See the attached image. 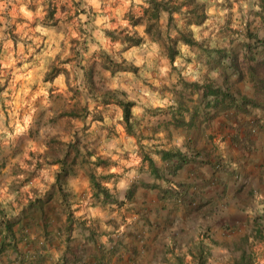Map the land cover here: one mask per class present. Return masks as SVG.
Instances as JSON below:
<instances>
[{"label":"trees","instance_id":"1","mask_svg":"<svg viewBox=\"0 0 264 264\" xmlns=\"http://www.w3.org/2000/svg\"><path fill=\"white\" fill-rule=\"evenodd\" d=\"M244 1L247 8L244 12L240 10L243 23L239 30L234 28L231 11L226 18L213 7L230 9V0H140V15L132 10L135 5L132 1L123 15L127 25L104 27L102 35L124 49L152 42L172 69L181 70L174 64L181 58L184 64L193 66L197 75L187 78L178 70L173 82L159 85L161 92L166 91L168 102L165 105L142 102L141 112L135 114L134 107L139 102L124 89L108 86L104 72L113 75L121 71L146 81L140 66L99 47L92 33L83 32L98 44V60L92 64L86 61L80 66L83 90L70 86L68 69L51 60L43 80L51 82L63 73L72 103L65 108L54 107L46 120L41 113L37 115L36 131L27 134L31 137L55 121L58 124L64 119L70 127L74 121L85 122L89 118L106 131V137H111L120 130L114 122L102 124L101 106H116L121 130L134 139L136 153L149 167L152 179L162 182L146 185L156 191L158 201L186 209L187 215L217 220L213 227L212 224L204 226L195 241L188 239L192 243L188 244L187 254L193 264H208L213 246L221 242L218 232L231 238L229 246H233L235 253L228 254L229 264H255L258 256L252 250L255 249L252 241L264 245V0ZM46 16L52 17L51 10ZM138 26L142 28L141 33L135 29ZM194 28H198L197 34ZM203 30L208 33L203 34ZM79 38L77 44L86 46L85 36ZM18 39L21 43L27 41L12 33V42ZM76 46H70L63 62L76 58ZM177 138L180 145L173 143ZM22 143L20 139L16 150ZM41 145L44 148L36 155L29 151L33 160L27 162L31 168L16 166L12 170L9 188L19 192V186L28 187L24 199L22 194L23 201L16 198V205L20 206L16 215L11 214L12 202L0 199V226L5 235L12 233V217L21 219L19 231L32 226L40 228L48 243L53 239L49 229L53 223L55 232L66 236L74 229L73 224L86 228L70 208L75 195L69 191V179L80 171L87 179L94 204L120 206L130 199V189L118 199L108 186V181L115 176L109 170L116 164L111 156L98 155L78 137L63 140L59 132L44 136ZM225 146L226 152L222 148ZM155 156L162 161V166L156 164ZM3 162L0 161V167ZM44 165L55 167L52 180L45 182L44 189L30 185L37 170ZM248 167H252V172L246 176L243 172L247 170V173ZM184 170L186 175L180 178ZM207 192L212 194L207 196ZM228 205L233 207L230 212L225 210ZM62 215L64 222L56 225ZM136 248V245L128 248L130 256L137 252ZM98 250L99 257L89 264H105L102 249ZM173 256L166 264H184L183 255ZM261 256L264 257V251ZM81 258L80 253L72 255L64 264H76Z\"/></svg>","mask_w":264,"mask_h":264},{"label":"rangeland","instance_id":"2","mask_svg":"<svg viewBox=\"0 0 264 264\" xmlns=\"http://www.w3.org/2000/svg\"><path fill=\"white\" fill-rule=\"evenodd\" d=\"M221 1L218 0V2ZM230 1V9H222L215 5L213 7L214 10H218V14L224 15L226 18L231 11L234 28L235 30H239L243 23L240 19V16H242L240 10L244 12L247 8V6L245 7L247 3L244 0ZM80 3L78 0L77 3L75 0H41L39 4H34L35 13L26 16L21 11L23 9L16 6L17 2L15 0H3V11H0V161L4 162L0 167V199L11 201L13 210V203L17 202L16 198L22 200L23 194L24 199V193L28 187L27 185H24V187L19 186V192H16L13 188H9V183L13 180L11 175L12 170L16 166L22 169L31 168L27 162V160L32 159L29 151H32L36 155L43 150L44 147L41 145L42 138L48 134L59 132L63 140L78 137L90 149L97 152L98 155H114L117 153L120 163L125 161V164H131L132 160L128 159L129 153L132 150L136 153L135 142L132 143L134 146L131 150L125 149L123 144L116 146V142L121 141L120 132L117 135L106 137V131L101 129L95 121H90L89 118L85 122H81L82 120L74 121V126L70 127L64 119L58 124L55 121L44 126L43 129L37 130L31 137H27L29 131H36L34 125L35 119L38 118L37 115L41 113L42 119L46 120L51 115L54 107L62 106L65 108L72 103L71 91L67 87L63 73L58 74L51 82L43 80L44 70L51 60H54V63L58 62L59 67L68 69V83L70 86L74 85L80 90H83L80 66L86 63V61L88 64H92L98 60L96 58L98 57V44L99 47L111 51L113 54L115 53L116 56L125 58L127 61L140 66L141 73L146 81H142L141 78L136 79V76L133 74H125L121 71L115 72L113 75L108 71L104 72L108 86L124 89L130 97L140 100L139 105L134 107L135 114L139 113L140 109L138 107L142 106V101L144 103L150 102L154 105H165L168 102V97L165 94L166 91L163 90L161 92L159 90V85H169L176 79L179 70L176 71L171 68L169 61L158 53L157 47L152 42L124 49L119 43L112 42L108 37L103 36L100 31L104 27H100V22H103L105 11H97V14H95L96 12L92 14L93 12L87 11L86 7H80L83 6ZM110 4L108 6H111ZM134 4L132 10L135 14L140 15V3L135 0ZM55 7L56 11L54 10ZM63 9L65 10L64 13H62ZM43 10L46 11L45 14L42 12ZM49 10L52 12V17L47 18L46 15ZM59 10H61V13ZM212 11L213 9L210 10V12ZM79 14L80 16H77ZM96 16H98V20L95 21ZM109 16L107 19L108 28H122L127 25L123 16H120V18ZM213 28L215 31L217 26L215 25ZM135 29L140 33L142 32L141 26ZM197 29H193L195 34L198 33ZM203 31V34L208 33V30ZM83 32L92 33L98 40V44L90 41L89 35ZM12 33L16 35V38L22 37L24 39L30 35L31 38H35V42H41V45L44 44L43 49L45 54H42V56L44 55L45 58L42 60L41 58H31V56L22 55L21 41L18 39L16 43H13L11 40ZM84 36L87 40L86 46L77 44L78 40H81L79 37ZM74 44L77 45L78 55L72 62H63V58L69 52L70 46ZM36 49L38 50L37 47H32L31 50L35 51ZM184 51L186 52L185 47ZM54 56H56V59H54ZM174 64L181 69L179 71L187 78L197 75L194 73L193 66L191 64H184L181 58H177ZM96 67L98 68V66ZM147 84H152V86H148ZM153 86L155 88L156 86L158 87L154 89ZM244 88L246 90L245 86ZM101 109L104 119L102 124L106 125L108 122H114L119 130L121 126L117 122L120 115L118 108L114 105H107L106 107L101 106ZM106 138L111 139L107 140ZM20 139H23V143L16 150L17 147L15 146L19 143ZM217 139L218 136L215 137V141ZM221 145L223 144L221 143L220 147ZM222 148L224 152L228 151V147ZM115 149H118V151L116 152ZM134 155L136 157L138 154ZM54 168V166L47 165L39 168L37 175L31 179L29 184L44 189L45 182L52 180ZM251 169L252 167H248V172L246 173L247 170H244L243 173L247 176L248 173L252 172ZM216 222L217 220L211 217L209 220H199L197 225L192 224L184 233L178 230L176 238L180 240V243H178L177 249H182L179 254L185 257L184 264H193L190 256L187 254L188 244L192 243L188 239L191 238L190 240L195 241L196 237L199 236L198 234L205 229L204 226L212 224L211 226L213 227ZM217 234H220L217 238L221 242L220 245L215 243L213 246V252L209 256L208 264H229L228 254L235 253L233 246H229L231 245L229 241L231 238L226 233L218 232ZM252 247L255 248L252 250H256L258 256L257 260L255 259V264H264V257L261 256L262 251H264V245H259V243L252 241ZM173 257L169 256L166 258ZM160 263H163L161 259Z\"/></svg>","mask_w":264,"mask_h":264},{"label":"crops","instance_id":"3","mask_svg":"<svg viewBox=\"0 0 264 264\" xmlns=\"http://www.w3.org/2000/svg\"><path fill=\"white\" fill-rule=\"evenodd\" d=\"M15 1L17 2L16 6L23 9L21 10L23 14L30 16L36 11L34 4H39L41 0ZM75 1L77 3V0ZM132 1L135 0H95V2L78 0L83 5L79 6L86 7L87 11L93 12L92 14L94 12L97 14V11H105L100 27H108L109 15L117 18L122 17ZM109 3L111 6H108ZM45 10L42 11L44 14ZM54 10L56 11V7ZM64 12L63 9L62 13ZM96 20H98V16L95 17ZM34 39L30 35L26 36L27 41L21 43L22 55L43 60L45 58L44 55L42 56L45 54L43 46L45 45L35 42ZM32 47H37L38 50L33 51ZM137 101L140 102V100ZM138 108L140 113L142 106ZM120 137L121 141H117L116 146L123 144L125 149H133L134 139L132 137L125 135L122 130H120ZM162 142L170 145L166 139H162ZM173 143L180 145V139L177 138ZM115 151L117 152L118 149ZM115 154H108L116 160V164L109 169L115 172V176L108 181V186L118 199H121L124 192L130 189L132 195L129 200L120 206L114 203L104 206L99 203L94 204L87 179L80 171L69 179V191L75 195L70 208L76 219L83 220L86 228H79L73 224L74 229L66 236L65 233L55 232V223H53L49 227L53 239H51V243H48L40 228L32 226L19 231L21 219L12 217L10 221L13 222L12 235H5L4 229L0 226V264H64L69 257L78 253L82 258L76 264H89L99 257L98 249H102L105 264H166V262L164 263L166 257H173V254L179 253L182 249H177L178 243H180V240L176 238L178 230L184 233L192 224L197 225L203 218L187 215L186 209L164 205L158 201L156 191L147 186L153 182L160 184L162 182L152 179L148 171L149 167L141 161L138 155L135 157L134 150L129 153L128 159L132 160L131 164H125V161L120 163L117 153ZM155 160L158 166L163 165L158 157L155 156ZM250 174L248 173V175ZM185 175L184 170L180 178H184ZM211 194V192H207V196ZM13 204L14 210L12 209L11 214L16 215L20 206L16 203ZM229 205L225 209L226 212H230V209L233 208ZM224 207L225 205L222 208ZM63 222L64 216L62 215L61 219L56 221V225ZM196 230L198 231L197 228ZM133 245H136L137 252L130 256L128 248ZM160 259L163 263H160Z\"/></svg>","mask_w":264,"mask_h":264},{"label":"clouds","instance_id":"4","mask_svg":"<svg viewBox=\"0 0 264 264\" xmlns=\"http://www.w3.org/2000/svg\"><path fill=\"white\" fill-rule=\"evenodd\" d=\"M90 2H95V0H90ZM137 2H140V0H137ZM247 5H245V7H246ZM3 7H4V5H3V0H0V11H3Z\"/></svg>","mask_w":264,"mask_h":264}]
</instances>
